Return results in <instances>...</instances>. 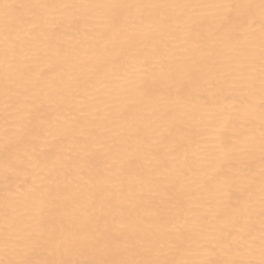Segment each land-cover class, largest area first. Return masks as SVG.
Returning <instances> with one entry per match:
<instances>
[{
  "label": "bare ground",
  "instance_id": "bare-ground-1",
  "mask_svg": "<svg viewBox=\"0 0 264 264\" xmlns=\"http://www.w3.org/2000/svg\"><path fill=\"white\" fill-rule=\"evenodd\" d=\"M0 264H264V0H0Z\"/></svg>",
  "mask_w": 264,
  "mask_h": 264
}]
</instances>
